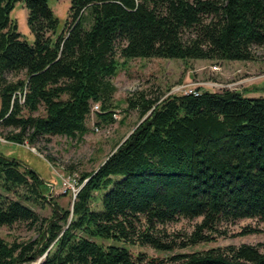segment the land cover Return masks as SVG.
<instances>
[{
    "label": "trees",
    "instance_id": "obj_1",
    "mask_svg": "<svg viewBox=\"0 0 264 264\" xmlns=\"http://www.w3.org/2000/svg\"><path fill=\"white\" fill-rule=\"evenodd\" d=\"M18 1L0 0V125L13 128L6 140L18 144L54 135L81 138L97 102L103 110L98 114L112 118L120 59L252 61L256 48H264V0H71V19L57 36L58 18L48 0H24L32 44L11 18ZM21 73L23 78H8ZM127 103L142 121L77 181L72 211L54 206L42 242H9L0 235V264H31L44 253L39 264H154L93 238L170 251L227 235L221 227L239 219L264 224V96L223 89L160 100L140 92ZM41 106L45 114H39ZM20 166L0 153V188L27 187V198L47 199L39 174ZM109 186L102 209H93L95 193ZM199 217L181 240H166V224ZM40 219L0 192V229L19 222L33 227ZM260 231L264 226L240 233ZM263 245H228L170 260L264 264Z\"/></svg>",
    "mask_w": 264,
    "mask_h": 264
},
{
    "label": "rangeland",
    "instance_id": "obj_2",
    "mask_svg": "<svg viewBox=\"0 0 264 264\" xmlns=\"http://www.w3.org/2000/svg\"><path fill=\"white\" fill-rule=\"evenodd\" d=\"M48 3L58 18L56 36L66 30L67 23L71 19V0H48ZM88 15V11L85 14ZM88 17V16H87ZM11 18L18 24L19 32L29 42L34 43L35 37L28 25V9L24 0L16 3ZM90 23L87 20L86 26ZM257 59L252 61H208L203 59L184 60L180 58H134L129 60L120 59L117 75L113 82L117 87L112 101L111 114L100 116L103 112L100 108L97 112H91L87 119L88 131L81 138L73 139L65 135H54L47 141V137L40 138L35 144L26 142L18 144L0 139V153L7 158H16L20 163V169L35 170L41 180L42 194L47 199L39 197L38 201L27 195L31 193L27 187H17L10 191L0 188V192L12 199L22 201L33 208L40 216V222L33 227L28 223H16L12 227L3 226L0 235L7 241L12 242H42L44 229L48 221L53 217V208L63 210L73 209L75 197L71 192L65 193L62 178H71L75 183L84 175L94 172L111 155L117 145L130 135L140 120V113L136 109L128 107L127 97L132 94L144 92L148 97H159L160 100L168 96L175 86L195 83L218 81L226 86V89L238 90L249 96H264V48H256ZM221 66L220 71H213L212 66ZM19 76L9 74L10 80ZM201 90H209L201 87ZM221 91V90H218ZM66 97V96H65ZM39 114H45L44 106H41ZM13 128L0 125V137L5 138ZM34 150H32V149ZM122 176L114 175L113 179ZM74 183V182H73ZM76 188L80 187L77 183ZM111 186L95 193L91 203L93 209H102L101 198ZM79 192V191H78ZM77 195V194H76ZM201 217L194 220L181 218L163 227L166 240L179 238L193 231ZM264 224L256 218H243L235 223L225 224L221 227L227 231V235L220 236L210 242L198 243L187 247H177L170 251L157 250L150 245H142L135 241H115L101 238H93L103 245L117 244L129 248L133 256L143 254L147 261L154 264H174L170 258L177 254L204 251L210 248L225 247L228 245L264 244V231L241 234L245 227H260ZM264 253V245L260 247ZM45 254V253H44ZM43 254V255H44ZM41 255L39 258H41ZM38 258V259H39Z\"/></svg>",
    "mask_w": 264,
    "mask_h": 264
},
{
    "label": "built area",
    "instance_id": "obj_3",
    "mask_svg": "<svg viewBox=\"0 0 264 264\" xmlns=\"http://www.w3.org/2000/svg\"><path fill=\"white\" fill-rule=\"evenodd\" d=\"M213 71H220L221 66L214 65L212 66ZM201 87H207L211 91H218L226 89V86L218 81H210V82H195V83H187L175 86L172 88V90L168 93V95L172 94H193V95H200L202 93ZM100 108V105L98 103H94L92 107V113L97 112ZM1 140H6L2 137H0ZM7 141V140H6ZM32 149V148H31ZM33 150V149H32ZM34 151V150H33ZM74 182V183H73ZM77 182L75 183V180L71 178H62V185L65 186V193L68 191L72 193L73 197L76 196L78 193L80 187L76 188ZM46 256V253L36 261L32 262L31 264H39Z\"/></svg>",
    "mask_w": 264,
    "mask_h": 264
},
{
    "label": "bare ground",
    "instance_id": "obj_4",
    "mask_svg": "<svg viewBox=\"0 0 264 264\" xmlns=\"http://www.w3.org/2000/svg\"><path fill=\"white\" fill-rule=\"evenodd\" d=\"M78 194V193H77ZM77 195L75 196V199H76ZM74 204V203H73Z\"/></svg>",
    "mask_w": 264,
    "mask_h": 264
}]
</instances>
